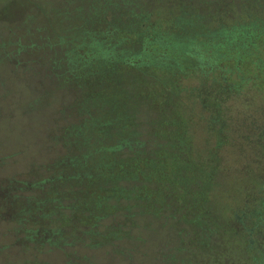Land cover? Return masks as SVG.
I'll return each mask as SVG.
<instances>
[{
	"label": "trees",
	"instance_id": "16d2710c",
	"mask_svg": "<svg viewBox=\"0 0 264 264\" xmlns=\"http://www.w3.org/2000/svg\"><path fill=\"white\" fill-rule=\"evenodd\" d=\"M61 1L74 4L65 23L35 22L20 35L1 27L10 35L3 46L12 65L36 63L42 83L50 94L66 95L68 108L51 111L50 132L30 147L29 165L8 177L9 187L0 186V218L13 238L0 242V252L14 244L34 254L27 264H98L107 254L131 264L137 260L128 243L143 238L131 230L144 226L142 217L169 220L181 240L189 237L199 256L190 258L186 247L187 256L179 257L185 264H264V245L244 235L234 239L229 219L206 207L205 173L213 161L190 167L185 159L189 138L179 96L190 90L206 110L216 145L228 121L242 125L243 108L264 95V0L211 2L210 15L180 2L162 16L149 2L137 8L134 0ZM189 76H196L194 84L183 81ZM141 98L164 113L136 127L132 107H141ZM245 132L257 133L250 125ZM242 212V230L252 236L264 224V204ZM225 243L236 257L224 254ZM160 250L158 264L176 260ZM50 252L59 256L38 257Z\"/></svg>",
	"mask_w": 264,
	"mask_h": 264
},
{
	"label": "rangeland",
	"instance_id": "374dc122",
	"mask_svg": "<svg viewBox=\"0 0 264 264\" xmlns=\"http://www.w3.org/2000/svg\"><path fill=\"white\" fill-rule=\"evenodd\" d=\"M134 1L136 3L133 5L137 8H145L148 2L151 3L149 7L154 8L160 16L170 15L169 11H175L178 7L177 3L180 2H184L185 7L193 8V12L209 15L211 13H207L206 6L211 2L217 7L227 2V0ZM73 6L74 4L67 6L61 0H0V14L3 17L0 19V186L2 187H9L8 177L17 176L19 171L24 170V165H29L33 154L30 147H34L45 132H50L48 122L45 123V121L49 118L51 111L56 110L57 107L65 108L66 111L68 108L66 95L61 93L52 95L47 85L42 83L37 73L39 66L36 63L23 62L12 65L10 53H5L4 39L10 36L7 34L10 28L13 35H20L21 29L25 31L33 29L32 25L35 22L46 23V20H54L65 23L67 14ZM197 8L204 9L202 11ZM230 10L227 9V12ZM260 12L264 15V9ZM237 15L242 14L238 12ZM1 27H8L5 29L7 33L3 32L4 29ZM183 81L194 84L196 76ZM152 90L159 91L158 88H152ZM262 93L260 91L253 95L254 102L251 107L246 110L243 108L245 121L239 114L235 115V118L243 120L241 126L228 121L226 137H221L219 145H216L219 137L207 128L206 110L194 98H190L192 96L190 90L179 94L180 106L186 116L185 126L189 138L185 159L190 163V167H199L197 162L210 161L209 159L213 161L211 166L206 168L205 173L210 174L207 190L209 201L206 207L222 220L229 219L234 239H238L239 235H244L247 239L253 237L257 239L258 245H264V224L255 225L256 233L251 236L242 230L243 223L239 217L243 214V210H248L259 203L264 204V95ZM136 95L143 96L144 93L140 91ZM141 99L143 101L141 107L134 105L132 107V113L136 115V127L137 125L148 126L150 116H153L156 121L159 115L164 113V111L158 112V109L154 110V106L150 103L144 106L147 102L144 98ZM232 110L233 108H228V112ZM240 111L241 109L238 110ZM155 112L158 113L154 114ZM248 125L255 129L257 132L254 133L255 135L245 132ZM172 137L169 138L171 141ZM36 153L37 160L45 159L40 153ZM3 209L4 206L0 203V217L4 213ZM141 221L145 222L144 226L134 225L131 230L133 235L140 233L143 237L140 241L128 243L134 248L132 250L136 257H133V260H137L132 261L131 264H158V259L163 256L160 248L165 251V257L176 256V262L170 264H185L182 260L180 262L179 257L187 256L186 247L189 248L190 258L199 256L194 247H189V237L181 240L180 235L177 236L173 222L152 218L146 220L142 217ZM10 226L5 219L0 218V242L6 240L13 242ZM237 242L240 245L241 242L239 240ZM178 244H181V249L176 248ZM225 247L227 251L224 254L230 253L232 257L238 255L232 251L230 244L225 243ZM224 254H222L223 260L226 259ZM58 256L59 252L38 253V257L44 260H53ZM32 257L34 254L19 251L18 247L12 244L0 252V264H27ZM97 259L100 261V263L96 262L98 264H126V261H130L127 258L124 262L121 261L119 254H107ZM168 263L162 260V264Z\"/></svg>",
	"mask_w": 264,
	"mask_h": 264
}]
</instances>
